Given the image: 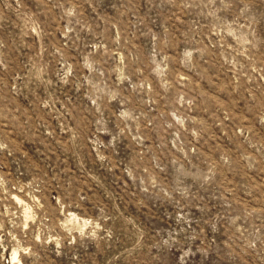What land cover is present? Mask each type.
Masks as SVG:
<instances>
[{"label":"rangeland","instance_id":"rangeland-1","mask_svg":"<svg viewBox=\"0 0 264 264\" xmlns=\"http://www.w3.org/2000/svg\"><path fill=\"white\" fill-rule=\"evenodd\" d=\"M0 264H264V0H0Z\"/></svg>","mask_w":264,"mask_h":264},{"label":"bare ground","instance_id":"bare-ground-1","mask_svg":"<svg viewBox=\"0 0 264 264\" xmlns=\"http://www.w3.org/2000/svg\"><path fill=\"white\" fill-rule=\"evenodd\" d=\"M14 256V255H13ZM15 257V256H14Z\"/></svg>","mask_w":264,"mask_h":264}]
</instances>
